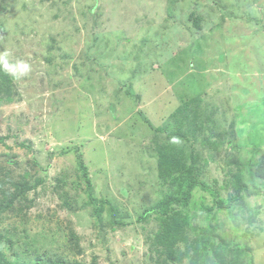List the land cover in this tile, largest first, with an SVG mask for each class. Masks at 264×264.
I'll use <instances>...</instances> for the list:
<instances>
[{
	"label": "rangeland",
	"instance_id": "rangeland-1",
	"mask_svg": "<svg viewBox=\"0 0 264 264\" xmlns=\"http://www.w3.org/2000/svg\"><path fill=\"white\" fill-rule=\"evenodd\" d=\"M5 51L31 71L9 75L11 99L0 103V174L42 179L0 218L10 262L157 264L149 238L158 215L136 217L167 192L159 151L199 156L200 180L221 199L236 174L264 192L254 174L264 153V0H0ZM184 101L199 106L189 115L197 132L170 143ZM76 147L94 194L125 210V224H109L106 204L95 220ZM242 196L209 211L213 195L196 187L187 206H174L189 216V242L209 237L195 259L178 240L172 249L189 251L181 264H225L241 248L244 264H264V194Z\"/></svg>",
	"mask_w": 264,
	"mask_h": 264
},
{
	"label": "trees",
	"instance_id": "trees-1",
	"mask_svg": "<svg viewBox=\"0 0 264 264\" xmlns=\"http://www.w3.org/2000/svg\"><path fill=\"white\" fill-rule=\"evenodd\" d=\"M11 78L9 74L4 71H0V103L3 99H11ZM4 93V94H3ZM196 98V97H195ZM194 98V99H195ZM198 101V100H195ZM199 106L194 107L189 104V101H184L181 106H179L173 116H179L182 124L180 128L168 132L169 135L166 136L167 140L172 143L180 139H188L187 133L191 134L192 137L197 132L196 124L192 125V116L190 114L195 113V116H200V111H198ZM181 109H184V113ZM195 123V122H194ZM176 140V141H175ZM26 146V144H22ZM174 149V150H173ZM187 156V157H183ZM186 158V159H184ZM157 161V175L161 179V182L166 185L167 192L153 205L147 207L140 214L137 215L136 220H146L150 216L157 214L161 215L162 218H158L159 228L154 232L153 237L149 238V242L153 247L154 251H157L159 255L155 262L157 264H181L183 261L182 256L189 254L188 250H193L192 257L195 259L198 255V250L203 249L207 241V235L202 232L198 234L193 242H189L187 238V231L190 229L189 216L183 211L178 210L175 205H181L183 207L187 206L192 197V192L194 188L198 187L201 190H208L213 195V205L211 207L206 206L205 208L209 211H213L214 208L218 209H231L233 207V202L237 201L243 204L242 194H259L263 193L260 189H255L250 191L246 184L242 183L239 174L235 175V181L233 183V193L229 195L227 199H221L218 197L217 191L213 190L209 185H207L203 180H200V176L204 174L203 169L198 166L199 156H197L192 151L185 152L183 150H178L177 148L167 149L166 151L158 152ZM75 160L77 162V169L81 173L82 179L84 180L87 197L89 199V204H93L92 212L95 216V220L101 223L102 213L104 211V205L106 204L109 208V224L123 225L124 219L129 217V214L118 205H115L110 200L104 198H97L93 192V184L88 176V169L85 165L84 157L79 148H75ZM254 174L264 181V153H262L256 163ZM28 174L25 173L20 179H12L5 173L0 174V218L4 212L10 210L16 201L24 199L27 193L34 190L40 183H42L41 178H33L32 180L27 179ZM131 223V222H129ZM70 241L76 247H79L78 236L70 230L68 234ZM207 237V238H206ZM153 238V239H152ZM186 239V247L188 250L182 252L180 249H172L176 247L178 240ZM5 240L11 247L12 241L9 236H4L0 233V264H18L15 261L10 262L7 260L5 254L2 252V240ZM167 249V250H165ZM177 252V255L173 254ZM219 251V250H218ZM235 251V250H234ZM239 251V250H238ZM229 256L226 259L225 264H244L242 255L244 249L241 248L240 253L238 252ZM46 258L43 260L42 258ZM222 253L219 252L218 260H222ZM171 260L172 262L168 261ZM63 263L60 257L51 256H36L32 264H59ZM174 264V263H173ZM191 264H195V260L191 261Z\"/></svg>",
	"mask_w": 264,
	"mask_h": 264
},
{
	"label": "clouds",
	"instance_id": "clouds-1",
	"mask_svg": "<svg viewBox=\"0 0 264 264\" xmlns=\"http://www.w3.org/2000/svg\"><path fill=\"white\" fill-rule=\"evenodd\" d=\"M10 52H0V71L11 75L13 79H19L22 76L27 75L31 71V66L24 61H17L12 64L8 61Z\"/></svg>",
	"mask_w": 264,
	"mask_h": 264
}]
</instances>
